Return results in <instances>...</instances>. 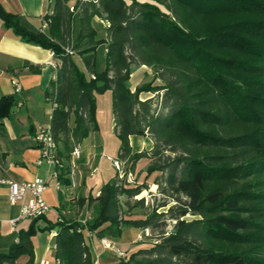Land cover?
Wrapping results in <instances>:
<instances>
[{
	"label": "trees",
	"instance_id": "obj_1",
	"mask_svg": "<svg viewBox=\"0 0 264 264\" xmlns=\"http://www.w3.org/2000/svg\"><path fill=\"white\" fill-rule=\"evenodd\" d=\"M51 1L47 32H30L1 5L0 19L22 41L61 60L46 94L55 105L59 182L71 185L72 155L97 129V98L107 92L121 142L118 159L127 165L124 180L117 171L99 196H90L95 219L84 225L62 218L47 228L57 229L55 264H96L86 233L117 240L132 228L152 236L119 264H264V0ZM142 66L162 85L154 80L133 92L131 76ZM144 93L157 96L143 101ZM13 106V98H2L0 119ZM133 136L151 139L152 152L134 153ZM148 158L153 163L142 180L129 183L128 174ZM153 185L163 202L146 208L143 198L131 205ZM135 208L144 212L134 214ZM188 215L196 219L187 221ZM44 217L33 219L0 264L28 251Z\"/></svg>",
	"mask_w": 264,
	"mask_h": 264
},
{
	"label": "crops",
	"instance_id": "obj_2",
	"mask_svg": "<svg viewBox=\"0 0 264 264\" xmlns=\"http://www.w3.org/2000/svg\"><path fill=\"white\" fill-rule=\"evenodd\" d=\"M51 4V0H0L7 13L17 16L20 24L34 33L46 32L43 27L47 14L52 11ZM79 30L80 21L76 15L72 27L73 43ZM101 50L102 54L97 56L98 71L106 67L105 51ZM78 59L80 68L84 69L81 58ZM52 64H56L57 68ZM60 64L61 60L51 50L22 41L0 19V100L4 97L14 100L10 116L0 119V256L10 254L12 248L20 244L22 235L33 226V219L19 220L21 204H10V187L1 181L29 183L42 179L49 185L43 198L50 211L36 224L38 232L30 237L28 251L18 256L13 264H40L42 260L55 264L57 229L47 228L56 225L62 218L84 225L95 219L97 215L89 207L90 196H99L102 187L116 178L117 170L109 158L119 157L121 142L116 130L112 96L102 104L97 99V129L81 142L72 155L71 185L61 184L58 187L57 181L52 178L53 168L46 164L38 165L41 151L35 136L40 126L51 125L53 105L46 94L57 79ZM150 75L152 70L146 66L136 68L130 80L132 91L144 84ZM17 85L21 88L19 93L16 92ZM147 143L152 145V140L137 136L130 138L134 153L143 152L141 148ZM136 230L137 234H134ZM140 233L141 230L136 228L127 229L120 239L108 240L120 251L130 250L138 242ZM86 237L96 264H119V257L105 250L101 240L91 239L89 233Z\"/></svg>",
	"mask_w": 264,
	"mask_h": 264
},
{
	"label": "built area",
	"instance_id": "obj_3",
	"mask_svg": "<svg viewBox=\"0 0 264 264\" xmlns=\"http://www.w3.org/2000/svg\"><path fill=\"white\" fill-rule=\"evenodd\" d=\"M48 16L53 15V11H50ZM50 21L45 20L44 30L49 28ZM68 54H73V52L68 49L66 50ZM54 54V53H53ZM54 68H57L56 64H52ZM95 79L94 76H92ZM21 88L19 85L16 86V92L19 93ZM49 101V100H48ZM53 105H55L50 102ZM35 141L41 151V158L38 162V165L46 164L47 166L53 168L52 178L57 181L58 187L61 185L59 182V169L62 167V160L59 156V145L55 140L51 125L49 126H40L37 130ZM114 168L119 173V179H124L125 172L124 166L125 162L118 158H109ZM130 181V178L129 180ZM2 183H7L10 187L9 192V201L11 205L21 204V213L19 220L25 219H35L38 217L46 216L50 207L45 202L43 195L49 188V185L46 181L42 179H36L33 182L29 183H18L15 181H1ZM29 197V198H28ZM151 231L146 229L141 233L140 241H143L145 238L151 237ZM101 243L104 249L114 252L119 258L125 257L126 254L120 251L111 241L107 238L101 240ZM40 264H52L46 260H42Z\"/></svg>",
	"mask_w": 264,
	"mask_h": 264
},
{
	"label": "rangeland",
	"instance_id": "obj_4",
	"mask_svg": "<svg viewBox=\"0 0 264 264\" xmlns=\"http://www.w3.org/2000/svg\"><path fill=\"white\" fill-rule=\"evenodd\" d=\"M96 28H98L99 30H101V28H99L97 25L95 26ZM48 31V29L46 30V32ZM102 54V50L99 51V56ZM76 63L79 65L81 63H79V59L76 58L75 59ZM148 68V67H147ZM150 69V68H149ZM152 70V69H150ZM155 79H154V72L152 70V75H150L149 77L146 78V81L144 84H148V83H151L153 82ZM154 86H160L162 85V83L160 82V80H155L154 81ZM143 85V84H142ZM109 96L111 97L112 94L111 92L107 93L106 95L102 96V97H98V101H99V104H102V102H104L105 100H108ZM157 94H152V93H146V95L142 94L140 97H141V100L145 101V100H148L150 98H153V97H156ZM154 148V143L152 141V145L147 143V144H143V149L141 148V150L143 151H147V152H152ZM142 152V151H141ZM153 163V159L151 158H148V159H144L143 162L140 164L139 168L136 169V172L135 173H129L128 174V180L130 178V181H128L129 183H132L134 184V182L137 180L141 181L142 178L144 177V174L146 172V170L148 169V167ZM127 171V165L125 163V166H124V172H125V175L127 174L126 173ZM126 177V176H125ZM124 177V178H125ZM119 180H124V179H119ZM145 199V207L146 208H152L154 205H156L157 203H161L163 202L164 200V195L162 193H160V190L157 188H154V186H151L150 190L149 191H144L141 195H139L138 197L134 198L132 201H131V205L134 206L135 202L137 200H141V199ZM122 202H124V198H121ZM173 203H171L170 205H172ZM164 211H167L168 208H165L163 209ZM144 212V209H141V208H135L133 213L134 214H138V213H142ZM196 219V217H193L191 215H188L186 217V220L187 221H191V220H194ZM170 224V227L169 229L173 228L175 223H172V222H169ZM142 232V231H141ZM151 235H152V232H150ZM134 234H137V230L134 231ZM140 236H141V233H140ZM140 238L138 239V242L134 244V247L130 248V250H126V249H121L122 252H124L125 254H129L131 251H133V249H135V246L138 245L140 243ZM106 250V249H105Z\"/></svg>",
	"mask_w": 264,
	"mask_h": 264
}]
</instances>
